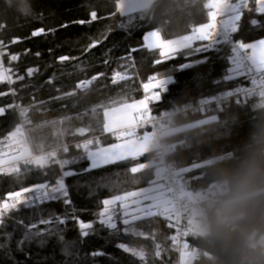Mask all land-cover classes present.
I'll list each match as a JSON object with an SVG mask.
<instances>
[{
  "label": "trees",
  "instance_id": "obj_1",
  "mask_svg": "<svg viewBox=\"0 0 264 264\" xmlns=\"http://www.w3.org/2000/svg\"><path fill=\"white\" fill-rule=\"evenodd\" d=\"M120 1L0 0V41L3 42L0 47L7 68L10 67L15 74L12 83V88L16 90L15 98L21 108L29 110L28 121L31 123L27 126V132L33 146L41 143L46 147L56 146L58 142L72 145L85 138L103 136L104 108L120 107L123 103L142 99V84L152 75H171L174 78V83L162 95L161 101L150 104L152 112L157 115L239 84V78L224 79L231 67L229 45H217L206 53L190 57L181 54L160 64L155 63L160 59L159 50L145 46L143 37L149 31H157L165 39H174L189 34L193 26L207 23V0H154L148 8L129 14L119 12ZM255 7L254 0H249L248 6L242 8L238 30L232 33L233 39L245 43L264 39V13H257ZM91 13H95L97 19L93 20ZM224 17L219 16L217 20ZM253 20L257 24H252ZM41 28L45 30L44 33L32 36L33 31ZM95 40L101 42L89 48ZM200 43L197 42V45ZM11 55H17L18 59L10 61ZM61 55L76 59L61 63L57 59ZM196 60L203 62L193 64L191 68L180 67ZM28 68H39V72L28 77ZM116 72L125 78L113 83ZM18 75L24 76V80H17ZM92 76H97V79L86 91L76 90L75 95L59 100L50 99L73 91L77 83ZM50 79L52 82L48 83ZM8 90L7 82L0 83V93ZM40 101L45 103L41 105ZM12 104L11 95L0 96V107L5 108V112L0 114V140L18 123L15 108L8 107ZM209 117L214 119L190 126ZM62 120L63 123H59ZM79 127L88 128L89 132L84 137L72 136L71 132ZM182 127L185 128L179 129ZM171 129L173 132L165 137V141L172 146L169 159L179 173L180 186L185 195H204L215 190L221 173L227 168L236 167L253 140L264 135V98L254 99L242 106L228 103L222 110L206 116L178 117ZM110 142L104 138L105 144ZM79 155L81 152L72 148L67 158ZM152 162L157 165L142 170L135 177L129 172L137 164L149 165ZM89 164L90 161L84 158L69 166L79 173L66 178L71 205L54 201L39 205L36 209L22 208L6 222L5 227H0V264L176 263L178 255L173 249L170 220L159 215L134 222L136 230L144 232V236L125 233V226L118 220L119 233H110V230L95 224L96 231L82 239L78 224L69 218L66 224L53 222L39 225L40 228L52 230L51 234H45L43 245L39 240L19 244L23 238V228L15 223L16 219H33L34 216V220L38 221L50 216L75 215L85 222L94 221L103 199L150 186V181L156 180L158 166L152 151L135 160L129 158L83 172ZM59 171L56 167L55 174L58 175ZM44 179L54 180L53 173L49 171L48 176H43L40 170L33 168L19 179L15 175L2 176L0 198L8 191L43 182ZM109 179L117 187L105 186ZM193 228L196 229L194 224ZM196 230L198 233H190L187 237L189 247L209 252L210 257L192 259L190 264H223L225 248L207 241L202 227ZM66 243L71 245V255L64 251ZM120 243L143 249L145 259L141 261L125 253L117 247ZM94 251H102L105 255L94 257L91 255ZM156 251L160 252L159 256H156Z\"/></svg>",
  "mask_w": 264,
  "mask_h": 264
},
{
  "label": "snow or ice",
  "instance_id": "obj_2",
  "mask_svg": "<svg viewBox=\"0 0 264 264\" xmlns=\"http://www.w3.org/2000/svg\"><path fill=\"white\" fill-rule=\"evenodd\" d=\"M249 0H236L235 3L231 0H207L205 8L208 9V22L198 26H193L189 34L179 38L165 39L157 31L147 32L143 40L148 49L159 50V57L155 61L160 64L164 60H171L176 56L183 54L190 57L200 53H206L214 49L217 45L225 44L231 48V55L228 57L230 64L228 75L225 80H232L238 76L248 75L251 78L253 88H237L235 91L222 93L220 96L212 97L211 100H202L200 104L207 105L215 101L219 106L227 98L242 93L245 97L258 92L264 95V39H260L253 43H245L243 41L232 40V33L238 30V22L241 19V10L248 6ZM255 11L264 13V0H254ZM118 10L121 14L134 12V0H127L126 6L118 4ZM218 16H226V19L219 21ZM93 20L97 19L95 13H91ZM83 24L84 21H79ZM252 24H257L256 20ZM44 29H38L32 32V36H39L44 33ZM15 42V41H13ZM101 41L95 40L89 45V48L96 47ZM197 42H202L197 45ZM206 42V43H203ZM3 42L0 41V46ZM51 52V49H49ZM4 53L0 51V57ZM40 55L39 52L36 53ZM17 55H11L10 61H16ZM58 61L63 63L75 57L61 55ZM205 59H207L205 57ZM202 60H196L180 65L183 68H191L193 64L202 63ZM39 68H28L27 76L32 77ZM13 75H15L10 67L4 66L3 60L0 59V83H14ZM102 75V74H101ZM259 76V80L256 79ZM117 78L123 79L124 76L120 72L113 74L112 82L116 83ZM17 80H24V76H16ZM97 76H92L91 79H85L76 84L75 89L71 92L62 93L60 96H52L50 99L59 100L65 96L75 95L76 90L86 91ZM51 79L48 83H51ZM173 83L171 75H152L146 83L142 84L144 96L142 99L132 103H123L120 107H105L103 112V133H109L116 138L117 143H112L108 146H102L99 137L85 138L80 142L70 145L69 143L58 142L56 146L48 145L47 147L41 143L33 146L30 138L26 135L24 123L18 124L15 129L8 133L3 140H0V174L15 175L17 179L32 171L33 168L40 170L43 176H48L49 171L54 175V180L44 179L43 182L33 183L30 186H21L18 190L6 192L3 198H0V227H5L6 222L13 218L14 215L21 209H36L39 205L47 201H62L65 205H71L69 186L65 182V178L78 175L76 171L69 168L70 165L76 164L79 160L86 158L90 161L88 168L83 169V172H89L93 169L102 168L105 165L114 164L117 161L127 159L135 160L142 156L148 150L152 141V137L148 131H145L142 136L136 135L138 128H143L146 125L154 126L155 116L152 115L150 104L160 102L162 93L168 90V86ZM15 89H10V92L15 95ZM59 92L60 90L57 89ZM8 93H0V96ZM238 104L240 100L236 101ZM41 105L45 102L40 101ZM9 108L13 105H8ZM15 107H20L16 105ZM39 110V109H37ZM94 111V110H93ZM5 112V108L0 107V114ZM28 108H20L21 117H27ZM64 119H70L65 117ZM25 123H31L25 119ZM57 123V122H53ZM59 123H63L59 121ZM89 132L88 128L79 127L71 132L72 136L84 137ZM63 134V133H61ZM74 147L80 150L81 155L67 158L70 148ZM8 149V151L5 150ZM61 153L65 156H61ZM59 168V174H55V168ZM151 167L148 164H137L129 169L133 174L140 173L142 170ZM156 180L150 181V186L141 188L137 191H124L122 194H116L110 198L103 199L100 203L101 209L96 213V220L85 222L79 217L73 215L71 217L50 216L49 218H41L38 221L33 219L20 218L16 219L15 223L23 228V238L19 241L20 245L26 242L39 240L43 245L45 243V234H51L50 228H40L39 225H50L53 222L56 224H66L67 220L73 219L79 227L80 237L86 238L96 231L94 225L99 224L101 227L110 230V233H119L121 229L118 227V220L125 226V233L131 232L133 235L144 236V232H139L134 227V222L145 217L165 216L170 221H175L177 226V235L171 237L174 242H177L178 251L180 253L181 264H190L191 256L189 254L186 241L179 244L178 241L188 236V228L179 227L182 219V196L183 193L180 187L172 178L171 174L157 172ZM105 186L117 187L110 179ZM75 211V210H73ZM27 220V222H26ZM63 240V236L60 237ZM125 253H130L132 256L138 257L141 261L145 259L143 249L130 247L127 244L120 243L117 245ZM159 249V245L156 246ZM71 245L65 244L64 251L71 255ZM156 256L160 255L156 251ZM92 256L105 255L102 251H94Z\"/></svg>",
  "mask_w": 264,
  "mask_h": 264
},
{
  "label": "clouds",
  "instance_id": "obj_3",
  "mask_svg": "<svg viewBox=\"0 0 264 264\" xmlns=\"http://www.w3.org/2000/svg\"><path fill=\"white\" fill-rule=\"evenodd\" d=\"M204 238L225 248L223 264H264V135L225 169L201 202Z\"/></svg>",
  "mask_w": 264,
  "mask_h": 264
},
{
  "label": "built area",
  "instance_id": "obj_4",
  "mask_svg": "<svg viewBox=\"0 0 264 264\" xmlns=\"http://www.w3.org/2000/svg\"><path fill=\"white\" fill-rule=\"evenodd\" d=\"M231 36H232V34H231ZM232 40L237 41V40L233 39V37H232ZM0 51H2L1 47H0ZM0 59L3 60L4 66L7 68V66H6L7 64H6L4 55L2 57H0ZM235 78H239V80H240L239 84L237 86L227 90V91L220 92V93L213 95V96L204 97V98L199 99L195 102H189V103H186V104L179 106V107H176V108H171L169 110H166L165 112H163L160 115L154 114L152 112V115L155 116L154 126L146 125L145 127L138 128L136 130L137 136L143 134L145 131H148L149 134H151L153 136L152 152L154 153V155L157 159V163H158L159 168L162 170L163 173H168V174L172 175V178L177 183V185L180 187V189L183 193V196H182V219H181L179 227L183 228V226H185L186 228H188V235L190 233H198V231L195 228H193V223H192L193 214L195 212L200 211L201 202L205 199V197L207 195L213 193L214 190H211L204 195L190 194L189 198L185 195L182 187L180 186L179 173L174 168V166L172 165V163L170 162V159H169L170 154L172 152V146L168 142L165 141V137L168 135V131L171 130L172 124L174 123V121L178 117L206 116V115L211 114L214 111L222 110L223 106L225 104H228V103H235L237 105L242 106V105L249 103L250 101H252L254 99L264 98V95H261L258 92V88H257V92L252 94V95L245 97L242 93H240V94H237V95H234L232 97L227 98L219 106L217 105V103L215 101H212L210 104L203 105V106L200 104V101H202V100H211L212 97L220 96L222 93H225L228 91L234 92L235 89H237V88H253L254 87L252 85L251 78L248 75L238 76ZM256 79L259 80V76H256ZM8 87H9V90L6 93H8L9 95H11L13 97V104L12 105L15 108V110L17 112V116H18V123L16 124V126L18 124L24 123L25 132H26V135H28L27 126L29 123H25V119L28 120V113H27L26 118L21 117V115H20V108H21L20 105L21 104L15 98V95H13L10 92V89H13L12 84L8 83ZM3 93H5V92H3ZM2 96H5V95H2ZM238 99L240 100L239 104L236 102ZM16 105H19L20 107H15ZM28 112H29V110H28ZM95 137H99V139L101 140L102 146H105L104 138L109 139L111 142H119L116 140L115 137H113L109 133H105V134H103V136H95ZM89 138H92V137H89ZM82 140H79L77 142H80ZM74 143H76V142H74ZM74 143L72 145H74ZM0 147H2V146H0ZM72 148L75 149L74 147H71L70 149H72ZM5 150L8 151L7 148H5ZM75 150H77V149H75ZM77 151H80V150H77ZM62 154L63 153H61V156H62ZM2 176H10V175L0 174V177H2ZM65 182L67 184L66 178H65ZM50 202H54V201H47L44 204H47ZM170 224L175 225V221L174 220L170 221L169 225ZM170 227L173 229L171 237L174 235H177V226H170ZM187 237L181 238L178 241V243L182 244L183 242L186 241L187 248H188L189 254L191 256V260L197 259V258L202 257V256L207 257V258L210 257L209 252L200 251L196 248H190L189 244L187 242ZM172 242H173V249L176 251V253L178 255L177 261L175 264H181L180 253L178 251L177 242H174L173 240H172Z\"/></svg>",
  "mask_w": 264,
  "mask_h": 264
},
{
  "label": "rangeland",
  "instance_id": "obj_5",
  "mask_svg": "<svg viewBox=\"0 0 264 264\" xmlns=\"http://www.w3.org/2000/svg\"><path fill=\"white\" fill-rule=\"evenodd\" d=\"M154 2V0H134V8H135V10H134V12L135 11H139V10H142V9H145V8H148L152 3ZM231 2H233V3H235L236 2V0H231ZM119 5H121V6H126L127 5V0H121L120 1V3H119ZM120 12V11H119ZM121 13V12H120ZM132 13V12H131ZM125 14H129V13H125ZM224 17V16H223ZM227 17L225 16L224 18H222V19H220V20H223V19H226ZM220 20H217V24H218V26H219V21ZM124 79V78H123ZM117 80H122V79H120V78H117ZM214 118H211V117H209V118H206V119H204V120H201V121H199V122H196V123H194L193 125H190L191 127L192 126H195V125H200V124H202V123H206V122H209V121H211V120H213ZM189 127V126H188ZM185 127H182V128H179V129H184ZM173 132V129H171V130H169L168 131V134L169 133H172ZM151 143H152V141H151ZM153 148V147H152ZM149 165H151V167L154 165H157V164H155L154 162H152V163H150ZM162 172V170L157 166L156 167V171H155V174L157 173V172ZM163 173V172H162ZM156 179H157V177H156ZM149 187V186H148ZM188 198H189V195H186ZM199 216H200V211H198V212H195L194 214H193V221H192V223L194 224V226L196 227V229H201V224H200V222H199Z\"/></svg>",
  "mask_w": 264,
  "mask_h": 264
},
{
  "label": "crops",
  "instance_id": "obj_6",
  "mask_svg": "<svg viewBox=\"0 0 264 264\" xmlns=\"http://www.w3.org/2000/svg\"><path fill=\"white\" fill-rule=\"evenodd\" d=\"M219 17V16H218ZM143 134H141V135H138V136H142ZM151 135V134H150ZM151 137H152V143H150V145H149V147H148V150L145 152V153H149V152H151L152 151V147H153V136L151 135ZM112 143H117V142H110V143H107V144H105V147L106 146H108V145H110V144H112ZM118 162V161H117ZM154 166V165H153Z\"/></svg>",
  "mask_w": 264,
  "mask_h": 264
},
{
  "label": "water",
  "instance_id": "obj_7",
  "mask_svg": "<svg viewBox=\"0 0 264 264\" xmlns=\"http://www.w3.org/2000/svg\"><path fill=\"white\" fill-rule=\"evenodd\" d=\"M172 78H173V77H172ZM173 83H174V78H173ZM173 83H172V84H173ZM170 85H171V84H170ZM170 85H169V86H170ZM169 86H168V90H169ZM168 90H167L166 92L162 93V95H163V94H166V93L168 92Z\"/></svg>",
  "mask_w": 264,
  "mask_h": 264
}]
</instances>
